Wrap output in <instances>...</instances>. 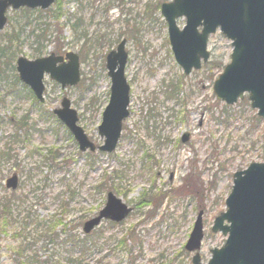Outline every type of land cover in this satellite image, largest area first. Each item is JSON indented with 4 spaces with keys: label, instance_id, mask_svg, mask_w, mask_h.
<instances>
[{
    "label": "rangeland",
    "instance_id": "obj_1",
    "mask_svg": "<svg viewBox=\"0 0 264 264\" xmlns=\"http://www.w3.org/2000/svg\"><path fill=\"white\" fill-rule=\"evenodd\" d=\"M170 1L58 0L44 11L9 10L8 25L0 33V139L8 140L13 157L0 158V198L11 195L5 182L17 173L16 195L24 201L15 211L18 216L5 218L6 225L0 216V264H27L42 245L37 220H75L82 231L84 221L104 207L109 191L134 209L122 225H105L100 236H95L97 229L91 233L99 249L86 257L89 264L101 257L129 264L115 233L121 236L130 227L143 243V255L135 264H192L193 253L185 244L201 210L202 261L211 258L210 249L224 245L227 235L211 232V226L227 208L234 173L264 162V117L246 96L234 104L217 98L214 82L233 50L219 30L209 37V60L184 73L161 12L162 3ZM177 23L182 28L186 18L179 17ZM123 39L130 115L114 152H82L52 111L67 96L89 138L103 144L101 116L93 119V113L109 101L106 56ZM4 48L8 59L2 56ZM67 51L80 57L81 81L64 89L46 74L45 101L40 103L19 79L16 59ZM22 120L34 125L30 142L24 130L16 128ZM186 133L190 138L183 143ZM26 222L30 224L23 228ZM64 248L53 245L51 251L64 258Z\"/></svg>",
    "mask_w": 264,
    "mask_h": 264
},
{
    "label": "water",
    "instance_id": "obj_2",
    "mask_svg": "<svg viewBox=\"0 0 264 264\" xmlns=\"http://www.w3.org/2000/svg\"><path fill=\"white\" fill-rule=\"evenodd\" d=\"M56 0H0V32L5 28L9 8L21 7L47 9ZM161 12L168 23L169 39L177 62L189 74L193 68L199 69L208 61V39L220 27L221 32L231 39L233 51L231 61L214 83L218 99L234 104L245 94L258 115L264 117V0H173L164 2ZM186 18L180 28L177 19ZM123 39L115 50L108 53L106 67L111 78L110 99L102 113L98 126L104 144L98 149L112 152L121 136L123 121L129 116L130 89L125 75L128 53ZM20 79L26 83L40 101H44V76L66 86L80 81V59L73 51L64 56L54 52L45 57L17 59ZM54 113L68 127L79 144L80 150L95 151L96 144L90 140L85 129L79 125V116L72 108L71 100L64 97L61 107ZM190 134L186 133L182 142L186 143ZM17 174L6 181L7 188L17 189ZM227 210L221 213L212 227L214 232L229 233L225 245L212 249L213 257L208 264H264V162H253L246 169L234 174V185L226 200ZM133 210L112 191L107 202L97 216L85 221L83 230L90 233L103 219L123 221ZM227 220L230 224H224ZM203 211L197 221L186 248L196 251L203 239ZM194 264H203L200 253L193 257Z\"/></svg>",
    "mask_w": 264,
    "mask_h": 264
},
{
    "label": "trees",
    "instance_id": "obj_3",
    "mask_svg": "<svg viewBox=\"0 0 264 264\" xmlns=\"http://www.w3.org/2000/svg\"><path fill=\"white\" fill-rule=\"evenodd\" d=\"M16 33L18 38L19 33ZM1 53L2 56L7 57L8 59V52L5 48L1 50ZM99 109L100 108L96 109V114L95 112L93 113V119H95V117L101 113ZM49 114L52 115V112H49ZM19 122L20 123L16 128H19V130L23 129L25 132L24 136L26 137L25 141L30 142L31 130L34 129V125L30 126L28 124V121L25 120ZM15 142H19V138H17ZM11 151L12 147L8 146V140L2 142V139H0V158H3L2 160H4V158L6 157L8 159L12 158L13 156L11 154ZM47 157L50 158L49 155H47ZM51 160L52 162H55L56 157L51 156ZM55 168H60V164L57 163ZM33 175L34 172H29V177H33ZM0 176L1 178H3V175L0 174ZM99 188L102 190V188L105 187L99 186ZM23 201L24 200L22 198V195L17 196L16 191H12L10 196H4L0 198V216H4L3 220H5V225L7 224V220L5 219L7 216H18L15 211L16 209H20V207H22ZM151 203H154V200L151 201ZM75 223V220L65 223L62 219H51L48 224L46 221H43L42 223V221L37 220V232L39 230L41 236L43 237L42 245L40 246V248L34 251L33 256L29 258L27 264H32L33 262L36 264H89V262L86 261V257L92 253L93 249H99L98 241L92 237L96 230H94L93 234L84 235L83 232L78 230L80 224ZM106 223L107 226L113 228L121 225L110 221ZM29 224V222H26L25 224H23V228H25L26 225ZM42 225L44 228H42ZM105 225H102L97 229L95 236H100V233H102ZM21 231L24 230L21 229ZM139 238L140 237L136 234L135 228L131 227L123 232L121 236L115 233V239L118 243L117 247L121 248V251L126 253L129 264H135L136 260L141 255H143V243L141 239L139 240ZM53 245H61L62 247H65L64 249L66 251V256H64L63 258L59 255V253L52 252L51 248L53 247ZM22 246L23 245L21 243L18 247L21 249ZM39 252H41V255H39ZM41 256L45 257L41 259ZM94 264L113 263L111 261H106L105 257H101L97 259ZM158 264H165V262H159Z\"/></svg>",
    "mask_w": 264,
    "mask_h": 264
}]
</instances>
